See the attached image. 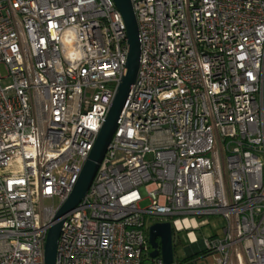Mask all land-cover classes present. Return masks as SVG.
<instances>
[{
    "label": "built area",
    "instance_id": "2783aa9c",
    "mask_svg": "<svg viewBox=\"0 0 264 264\" xmlns=\"http://www.w3.org/2000/svg\"><path fill=\"white\" fill-rule=\"evenodd\" d=\"M130 1L137 77L55 264H163L148 218L206 252L190 262L264 264V0ZM126 40L113 0H0V264H43ZM212 215L221 234L198 240L192 218Z\"/></svg>",
    "mask_w": 264,
    "mask_h": 264
},
{
    "label": "water",
    "instance_id": "95a60500",
    "mask_svg": "<svg viewBox=\"0 0 264 264\" xmlns=\"http://www.w3.org/2000/svg\"><path fill=\"white\" fill-rule=\"evenodd\" d=\"M113 2L121 13L125 23L127 39L125 72L116 88L105 121L97 134L93 147L89 152L72 191L58 208L54 216V223L47 231L44 244L43 264H55L57 242L64 216L73 210L86 194L115 131L117 120L126 101L130 86L135 82L137 77L140 59V43L132 4L130 0H113ZM148 240L152 248L150 253L151 257H156L160 251L163 264H173L172 227L169 221L151 224L148 228ZM184 250L186 251L187 257L199 252L198 250L189 251V247H185Z\"/></svg>",
    "mask_w": 264,
    "mask_h": 264
},
{
    "label": "rangeland",
    "instance_id": "374dc122",
    "mask_svg": "<svg viewBox=\"0 0 264 264\" xmlns=\"http://www.w3.org/2000/svg\"><path fill=\"white\" fill-rule=\"evenodd\" d=\"M0 73L2 76L6 74V70L4 66L1 64L0 65ZM10 82L9 79H3L1 81L2 85H6ZM148 204L147 200H144L140 203L141 207H145ZM196 219L198 225L200 226L199 229L193 230L195 236L197 237L198 240L206 239L208 237L212 236H218L221 234L222 228L225 224V221L223 218L219 216H204L201 218H192ZM165 219H153V218H148L147 222L148 225H151L156 222H163ZM186 231L180 232L178 235L181 239V242L179 244L174 245L173 244V253H174V261H181L183 259H187L188 257L186 256V251L184 250L185 247H189V243L187 242L186 239ZM176 235V234H174ZM200 252L196 253L193 256H198ZM214 262V256L210 255L209 257H206L205 259H199L197 261L193 262H187L184 264H213ZM145 264H150V261H146Z\"/></svg>",
    "mask_w": 264,
    "mask_h": 264
},
{
    "label": "trees",
    "instance_id": "16d2710c",
    "mask_svg": "<svg viewBox=\"0 0 264 264\" xmlns=\"http://www.w3.org/2000/svg\"><path fill=\"white\" fill-rule=\"evenodd\" d=\"M174 234H175L174 229H172V241H173V244L176 245V244H179L181 242V239H180L178 234H176V235H174ZM198 255L203 257L206 255V252H201ZM186 260H188V259H185V262H183L182 264L187 263ZM181 261H183V260H181ZM181 261H177V262H181Z\"/></svg>",
    "mask_w": 264,
    "mask_h": 264
},
{
    "label": "flooded vegetation",
    "instance_id": "af4514ba",
    "mask_svg": "<svg viewBox=\"0 0 264 264\" xmlns=\"http://www.w3.org/2000/svg\"><path fill=\"white\" fill-rule=\"evenodd\" d=\"M193 257H194L193 255L189 256V257L187 258L188 260H186V261H187V262H188V261L190 262V261L192 260ZM182 262H185V259H183Z\"/></svg>",
    "mask_w": 264,
    "mask_h": 264
},
{
    "label": "crops",
    "instance_id": "0c3cea01",
    "mask_svg": "<svg viewBox=\"0 0 264 264\" xmlns=\"http://www.w3.org/2000/svg\"><path fill=\"white\" fill-rule=\"evenodd\" d=\"M189 251H195V250H193V249H191V248L189 247Z\"/></svg>",
    "mask_w": 264,
    "mask_h": 264
}]
</instances>
